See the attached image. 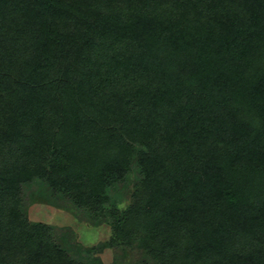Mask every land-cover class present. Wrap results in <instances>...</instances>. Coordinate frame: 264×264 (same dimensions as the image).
Listing matches in <instances>:
<instances>
[{
  "label": "trees",
  "instance_id": "trees-1",
  "mask_svg": "<svg viewBox=\"0 0 264 264\" xmlns=\"http://www.w3.org/2000/svg\"><path fill=\"white\" fill-rule=\"evenodd\" d=\"M35 181L140 264H264V0H0V264H103Z\"/></svg>",
  "mask_w": 264,
  "mask_h": 264
},
{
  "label": "rangeland",
  "instance_id": "rangeland-1",
  "mask_svg": "<svg viewBox=\"0 0 264 264\" xmlns=\"http://www.w3.org/2000/svg\"><path fill=\"white\" fill-rule=\"evenodd\" d=\"M138 178L132 172L125 183L110 190V198L120 210L131 202L132 187ZM24 201L29 220L49 225L57 242L72 252L78 248L85 252L86 249L104 247L101 252L93 254L103 264H113L116 260L120 264H140L141 257L137 253L105 246L111 236L106 221L94 219L87 211L79 210L72 203L53 194L44 182L35 181L25 186Z\"/></svg>",
  "mask_w": 264,
  "mask_h": 264
}]
</instances>
